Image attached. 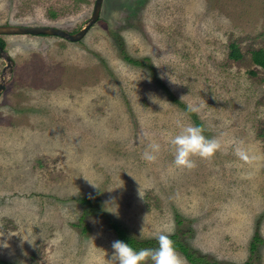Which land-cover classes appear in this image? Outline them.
Returning a JSON list of instances; mask_svg holds the SVG:
<instances>
[{"label":"rangeland","instance_id":"1","mask_svg":"<svg viewBox=\"0 0 264 264\" xmlns=\"http://www.w3.org/2000/svg\"><path fill=\"white\" fill-rule=\"evenodd\" d=\"M94 2L0 0V25L74 34ZM0 39V262L190 264L165 243L141 261L116 223L264 264V0H103L80 41Z\"/></svg>","mask_w":264,"mask_h":264},{"label":"trees","instance_id":"2","mask_svg":"<svg viewBox=\"0 0 264 264\" xmlns=\"http://www.w3.org/2000/svg\"><path fill=\"white\" fill-rule=\"evenodd\" d=\"M0 46L3 48L5 46L3 40L1 39H0ZM229 49H230V52L228 54L229 59L233 61L239 60L241 56L237 46L234 43H230ZM125 59L130 63H133L134 65L140 64L138 61L131 60L128 57H125ZM251 61L255 66L259 67L264 72V48H260L255 51H252ZM196 124L200 126L198 122ZM92 201L93 200L89 198L82 200V203L86 205H91ZM111 226L117 235V243L119 247L122 248L127 253H134L139 257L141 261L142 259H145V257H150L151 256L150 253L159 250L161 246L165 243L171 249L181 252L190 264H220L217 262L210 261L207 258L196 256L181 241L176 239L177 238L176 235L169 236L167 239L164 240L138 241L133 237H131L127 232V230L121 227L119 224L111 223ZM260 242L261 240L258 234H255L253 238V243L251 244L250 247L251 253H253L256 250L257 243ZM0 264H3V262H0Z\"/></svg>","mask_w":264,"mask_h":264},{"label":"water","instance_id":"3","mask_svg":"<svg viewBox=\"0 0 264 264\" xmlns=\"http://www.w3.org/2000/svg\"><path fill=\"white\" fill-rule=\"evenodd\" d=\"M103 0H95L90 18L84 23L83 27L72 34L65 30L51 26H17L0 25V36L7 35H53L71 42L80 41L89 28L99 19ZM0 59L5 62L0 75V95L5 89V85L10 75L13 73L14 61L0 46Z\"/></svg>","mask_w":264,"mask_h":264}]
</instances>
